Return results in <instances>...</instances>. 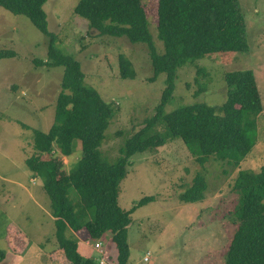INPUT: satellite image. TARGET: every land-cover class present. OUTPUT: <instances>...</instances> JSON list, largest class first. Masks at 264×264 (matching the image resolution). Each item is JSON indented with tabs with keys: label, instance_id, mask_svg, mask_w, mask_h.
<instances>
[{
	"label": "rangeland",
	"instance_id": "374dc122",
	"mask_svg": "<svg viewBox=\"0 0 264 264\" xmlns=\"http://www.w3.org/2000/svg\"><path fill=\"white\" fill-rule=\"evenodd\" d=\"M146 5L153 45L160 54L164 43L158 38V0ZM79 0H48L43 8L48 28L58 36V46L80 61L86 82L112 103L116 114L105 131L101 151L115 162L119 149L131 132L150 118L160 103L166 74L156 80L148 44L131 42L126 36L100 35L88 20L75 14ZM247 23V53L221 52L186 60L177 74L175 91L165 107L206 102L213 106L226 100L224 74L252 69L261 93L263 111L258 117V139L241 163L210 157L200 164L181 139L132 156L127 176L121 181L119 205L130 210L145 196L155 199L137 207L128 227V264H224L225 254L238 227L235 215L239 195L233 190L241 170L258 171L264 166V0H240ZM49 37L32 21L0 6V48L13 49L15 56L0 60V247L7 252L0 264H71L59 254L55 218L43 180L26 166L34 152V129L48 131L54 122L56 100L61 90L63 66L37 65L48 59ZM120 55L131 60L136 76L120 77ZM211 75L208 90L199 96L197 69ZM74 152L63 156L66 168H74L82 157L79 141ZM197 172L207 181L204 200L181 202L180 194ZM79 240V251L101 264H112L116 251L110 233L101 239L105 254L81 240L86 230L67 231ZM62 253V252H61ZM145 258L147 260H145Z\"/></svg>",
	"mask_w": 264,
	"mask_h": 264
},
{
	"label": "trees",
	"instance_id": "16d2710c",
	"mask_svg": "<svg viewBox=\"0 0 264 264\" xmlns=\"http://www.w3.org/2000/svg\"><path fill=\"white\" fill-rule=\"evenodd\" d=\"M47 1L0 0V6L28 17L49 37L48 59H36L35 63L64 67L54 122L48 131L34 129L35 152L26 159V166L43 180V188L50 197L58 251L62 249L59 254L64 253L71 264H99L80 253L79 240L67 236V231L86 230L92 239L110 233L116 251L112 264H128L131 214L155 199L145 196L130 210L119 205L120 184L128 174L132 156L181 139L200 164L213 156L236 167L257 142V121L263 103L252 69L225 72L227 95L221 105L196 102L165 112L175 91L178 70L186 60L195 63L215 53L249 52L245 15L240 0H158L156 25L158 38L165 47L160 54L153 45L143 0H79L74 12L88 20L90 29L100 35H124L131 42L147 43L153 66L150 80L166 74V86L155 113L131 132L119 149L117 160L111 163L101 146L116 108L86 82L80 61L59 48L58 36L48 28L43 8ZM15 55L13 49L0 48V60ZM119 58L120 77L135 78L131 60L123 55ZM210 81V73L199 67L194 95L206 92ZM76 141L82 157L68 170L63 156L74 152ZM232 188L239 195L235 210L238 227L224 264H264V166L258 171H239ZM206 191V178L197 172L180 194V200L202 201ZM6 256L7 252L0 247V263Z\"/></svg>",
	"mask_w": 264,
	"mask_h": 264
},
{
	"label": "built area",
	"instance_id": "2783aa9c",
	"mask_svg": "<svg viewBox=\"0 0 264 264\" xmlns=\"http://www.w3.org/2000/svg\"><path fill=\"white\" fill-rule=\"evenodd\" d=\"M82 241H84L86 244L92 245L97 251H99L101 254H105L106 250L103 248V242L97 239L92 238H85L83 236L80 237ZM145 260H147L145 258ZM101 264H105L104 260L101 261Z\"/></svg>",
	"mask_w": 264,
	"mask_h": 264
}]
</instances>
